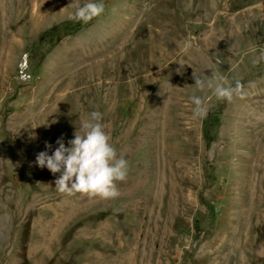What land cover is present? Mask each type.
Masks as SVG:
<instances>
[{"label": "rangeland", "instance_id": "374dc122", "mask_svg": "<svg viewBox=\"0 0 264 264\" xmlns=\"http://www.w3.org/2000/svg\"><path fill=\"white\" fill-rule=\"evenodd\" d=\"M0 0V264H264V0ZM214 73L231 99L197 89ZM206 115H193L191 97ZM119 196L35 163L92 111Z\"/></svg>", "mask_w": 264, "mask_h": 264}, {"label": "clouds", "instance_id": "9594fccd", "mask_svg": "<svg viewBox=\"0 0 264 264\" xmlns=\"http://www.w3.org/2000/svg\"><path fill=\"white\" fill-rule=\"evenodd\" d=\"M103 11V0H86L76 9L74 19L87 23ZM194 84L200 90L211 89L217 99H231L233 92H239L241 88L239 82L231 85L227 77L219 73H214L209 80L195 78ZM191 100L193 115L204 117L206 108L201 97L194 95ZM89 116L67 145L63 137H58L56 147L49 154L52 145L45 142V150L37 153L35 163L54 175L59 174L54 180L59 192L68 195L78 192L105 199L118 197L117 182L126 179L128 162L110 143V137L100 123L102 114L94 110Z\"/></svg>", "mask_w": 264, "mask_h": 264}]
</instances>
